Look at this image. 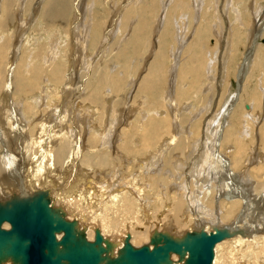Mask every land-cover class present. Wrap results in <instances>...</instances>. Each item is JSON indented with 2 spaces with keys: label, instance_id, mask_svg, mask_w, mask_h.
<instances>
[{
  "label": "bare ground",
  "instance_id": "1",
  "mask_svg": "<svg viewBox=\"0 0 264 264\" xmlns=\"http://www.w3.org/2000/svg\"><path fill=\"white\" fill-rule=\"evenodd\" d=\"M32 1H0V201L46 190L55 206L85 227L88 240L98 228L117 247L127 233L137 246L153 230L179 236L201 227L240 229L242 235L218 242L214 250L234 239L229 264H244L234 260L236 254L253 255L255 261L247 264H264V83L255 80V92L250 80L256 69L264 77V63L257 60L264 44L256 42L264 38V0H252L246 13L238 0H211L213 25L202 16L207 0H81V9L78 0H38L31 9ZM104 8L108 15L99 16ZM28 11H39L37 36L45 43L31 53L22 45L18 56L15 37L25 31ZM241 34L247 48L231 85L227 71ZM149 46L153 52L143 68L145 58L137 54ZM74 48L80 52L73 67ZM95 56L91 80L75 96L76 74L92 67ZM218 79L224 90L215 104ZM149 100L153 104L145 106ZM127 105L135 106L133 117L120 127ZM118 210L130 225L145 227L154 220L153 226L104 234L119 229ZM168 215L196 224L174 232L162 226Z\"/></svg>",
  "mask_w": 264,
  "mask_h": 264
},
{
  "label": "water",
  "instance_id": "2",
  "mask_svg": "<svg viewBox=\"0 0 264 264\" xmlns=\"http://www.w3.org/2000/svg\"><path fill=\"white\" fill-rule=\"evenodd\" d=\"M85 230L46 190L0 201V264H212L218 242L243 234L227 226L179 236L153 230L146 243L132 245L127 233L117 247L100 229L91 240Z\"/></svg>",
  "mask_w": 264,
  "mask_h": 264
},
{
  "label": "rangeland",
  "instance_id": "3",
  "mask_svg": "<svg viewBox=\"0 0 264 264\" xmlns=\"http://www.w3.org/2000/svg\"><path fill=\"white\" fill-rule=\"evenodd\" d=\"M1 1V0H0ZM32 1V0H31ZM88 1H90V0H88ZM87 0H84V2L85 3H87V4H89L90 2H88ZM120 1H123V0H120ZM184 1H187V0H184ZM252 0H238V3H237V5H239L240 7H241V9L243 10V9H246V10H244V12L246 11L247 12V10H248V4L251 2ZM25 2H26V0H25ZM34 2H35V5H34ZM36 2H38V0H33L31 3H32V5H31V9L32 8H34L35 6H36ZM225 2H226V0H225ZM78 3H79V6H80V9H81V0H80V2H79V0H78ZM1 4V3H0ZM206 6L207 5H209V7L207 6V8L205 7V10L203 11V13H202V16H203V19H208L209 20V24L210 25H213L214 24V16H215V14H214V10L212 9L213 7H212V1L211 0H207V2H206V4H205ZM29 8H30V6H29ZM157 9H158V5L156 4V9H155V11L156 12H154V14H155V18H156V15L159 13V11L157 12ZM30 10V9H29ZM106 9L104 8V9H102L101 10V12H103V13H101V12H97L98 13V15L99 16H101V15H103V14H106L107 13V15H108V11L106 10ZM210 11V12H209ZM245 12V13H246ZM249 12V11H248ZM28 13V16L26 15V20H25V22L21 25L22 27L21 28H26L25 29V31H21V30H19V34H17V37H15V40H17L18 42H16L17 44H18V47L20 48V46H21V48L19 49V51H18V53H17V55L18 56H20V54H23L22 53V51L24 52L25 50L24 49H26V51H28L27 53H31V51L32 52H34V51H36V50H43V48H41V47H43V44L45 43V37H40V40L38 39V36H39V33H41V27L38 25L37 26V20H38V15H39V11H37V12H34V13H32L31 11L29 12H27ZM26 13V14H27ZM79 13V14H78ZM81 10H80V12H77V17L78 18H80L81 17ZM213 13V14H212ZM90 14V13H89ZM213 16H212V15ZM230 14L233 16V14H232V12L230 11ZM80 15V16H79ZM116 15L117 14H115V17H116ZM207 15H208V17H207ZM91 17H92V14L90 15ZM89 16V17H90ZM226 17L228 16L227 15V13H226V15H225ZM179 17V15H177V18ZM205 17V18H204ZM229 17H230V15H229ZM231 18V17H230ZM251 18V17H250ZM117 19V18H116ZM245 17H244V21H245ZM212 21V23H211V21ZM250 20V19H249ZM253 20V19H252ZM231 21V20H230ZM39 24H41V22H39ZM152 24H154V23H150V31L152 32V28H153V26H152ZM24 26V27H23ZM70 26H71V29H73L74 28V24L73 23H71L70 24ZM112 25H108V26H106V27H108V30H107V32L106 33H109V30H111V27ZM49 27H51L52 28V25H50V26H47V27H45V29H50ZM38 28H39V30H38ZM43 29H44V27H43ZM235 29H237V30H240L241 29V31H243L244 32V28L243 27H239L238 25H236V28ZM243 29V30H242ZM34 30V31H33ZM104 30H105V28H104ZM237 30H236V33H237ZM21 32V33H20ZM28 33V34H27ZM33 33L35 34V35H33ZM64 33H67L68 34V28H67V30H66V32L64 31L62 34L64 35ZM27 34V35H26ZM243 34V33H242ZM241 34V35H242ZM262 33L260 32V35H261ZM38 35V36H37ZM259 35V36H260ZM34 36V37H33ZM26 37V38H25ZM127 37V36H126ZM25 38V39H24ZM34 38V39H33ZM117 38V37H116ZM115 38V39H116ZM29 39V40H28ZM37 39V40H36ZM63 39H65V38H63ZM108 40H109V38H107ZM122 39V38H121ZM213 37L209 40V45H208V47L210 46V49L213 47V45H212V43L214 44V42H213ZM33 40H34V42H33ZM39 40V41H38ZM28 43H27V42ZM33 43H32V42ZM36 41H37V43H36ZM66 41L70 44V43H72L71 45L73 46H76V47H79V49L82 47L80 44H81V42L77 39V40H75V39H69L68 37H66ZM77 41V42H76ZM122 41V40H121ZM120 41V42H121ZM214 41H215V39H214ZM80 44H79V43ZM236 42L238 43L237 44V46H236V49L239 51H237L235 54H234V56H233V61H232V63H231V65H229L228 66V71H227V74H228V77L226 78V80L228 81H226L227 83H230L231 85H233L235 82V76L237 75L236 73H238L239 72V67H238V65H239V63H242V60H243V56H244V54H245V52L244 51H246V48H247V43H245V41H243V35H242V41L240 42V41H238V40H236ZM256 42H259L260 44H264V38L262 37L261 38V36H260V40L258 39ZM35 43V45H33ZM29 45V46H26V45ZM68 44V45H69ZM107 43L105 42V45H106ZM25 47H23V46ZM32 45V46H31ZM216 45V44H215ZM73 46V47H74ZM27 47V48H26ZM33 47V48H32ZM72 47V48H73ZM24 48V49H23ZM171 48V47H170ZM240 48V49H239ZM243 48V50H241ZM36 49V50H35ZM147 52L146 51H139L138 52V56H137V58H142V61H144V58H145V62L146 61H149V59H150V56H151V54H152V52H153V46H149V47H147ZM76 49L74 48V50L73 51H75ZM72 51V53H71V58L73 57V61H72V64H73V67L76 65V63H79V60H77L78 58L77 57H75L76 55H78L79 54V52L80 51H77V53H76V51L75 52H73ZM102 51H103V47H100V49L98 50V52H97V57L99 56V55H101L102 54ZM141 52V53H140ZM101 53V54H100ZM239 53L241 54L242 53V55H239ZM105 54V53H104ZM103 54V56L105 57H108V55H109V53H106V55H104ZM73 55V56H72ZM97 57L95 56V60H94V62L92 63V67L90 66L89 67V69L86 71H81V72H79L78 74H76L77 76H76V78L77 79H79L78 81H76V83L78 84H76L75 86H76V88L75 89H73L72 90V93L76 96V95H78V94H80L81 92H82V90L84 89V83L86 82V81H89V80H91V73L93 72V70H94V64H95V61H96V59H97ZM236 57V58H235ZM260 57V58H259ZM103 58V57H102ZM16 59H17V57H16ZM261 60L262 61V63H264V54L262 55V57H261V55H259L258 57H257V60ZM19 60V59H18ZM17 60V61H18ZM234 61H235V63H234ZM136 62H138V61H136ZM234 64H235V66H234ZM77 66V65H76ZM147 66V62H146V65L145 66H143V68H145ZM93 69V70H92ZM142 69V66L138 69V71L139 70H141ZM71 70V72L70 73H68V76L72 73L73 74V69L71 68L70 69ZM144 70V69H143ZM133 71H135V69H131L130 70V72L129 73H131V75H133L134 74V72ZM144 72V71H143ZM253 72V78L251 77V81H254V84H252V87H253V89H254V91L256 92L258 89L257 88H259V86H258V83L257 82H255V80L256 81H262V84L264 83V77L261 79V73H259L258 74V71H257V69L256 70H253L252 71ZM142 73V72H141ZM216 73H217V75H218V65H217V70H216ZM80 74V75H79ZM231 74V75H230ZM258 74V76L259 77H256V75ZM230 77V78H229ZM76 78H75V80H76ZM256 78H260V80L258 79H256ZM220 79V78H219ZM217 80V81H213V84L214 85H216V87H215V93H214V103L216 104V102H217V100H218V98H219V96H220V94H221V89H222V92H223V90H224V88H223V86H221L222 84V82L223 81H220V80ZM85 81V82H84ZM43 82H45V81H43ZM69 82V80L68 81H65V83H68ZM75 82V81H74ZM211 82V81H210ZM219 82V83H218ZM233 83V84H232ZM218 85H220V86H218ZM219 89V90H218ZM234 89H235V87H234ZM218 91V92H217ZM219 95V96H218ZM35 96H37V95H35ZM224 98V97H223ZM254 99H258L259 100V96H258V93L256 94V96L254 97ZM44 100H47V98L46 99H44ZM70 101V100H69ZM247 101V100H246ZM245 101V103H248V102H246ZM251 101V100H250ZM253 101V100H252ZM45 102V101H44ZM254 103H257L256 101H253ZM196 104L198 103V102H195ZM60 105L62 104V107H63V105H64V103L63 102H60L59 103ZM153 104L152 103V100H149V102H146L145 103V106H151V105ZM130 106V107H129ZM137 106H138V104H137ZM257 105L255 104V107H256ZM135 106H131V105H127V109H125L124 108V110L122 109V111H123V114H122V116L123 117H125L124 118V121L123 120H121V119H119V126L120 127H122V126H124V125H126V122H129L131 119H132V117L133 116H131V114H133V109L135 110V108H134ZM257 108H255V110H256ZM126 111H128V112H126ZM258 110H256V112H257ZM61 112V113H60ZM76 113V112H75ZM126 113V114H125ZM209 113H211L210 111H209ZM209 113H207L208 115H206V117L205 116H203L202 117V122H201V120H200V122H199V124L202 126V124L203 123H206V122H204V121H206V119L208 120L209 118H208V116H209ZM58 114H59V117L61 116V114H62V110H60V109H58ZM211 115V114H210ZM129 116H131V117H129ZM121 121V122H120ZM243 122V121H242ZM250 121H248L247 122V124H249L250 125V130L252 129L253 131H252V133L255 135V131H256V128H254L255 127V125H253V124H251V123H249ZM205 125V124H204ZM253 125V126H252ZM257 126V125H256ZM254 135H253V137H254ZM249 139H250V137L249 138H247V139H245V141H249ZM260 179H262V178H260ZM26 189L28 190V187H26ZM24 192H27L25 189L22 191V190H19V193H24ZM18 194V193H17ZM161 211H163V210H161ZM161 211L159 210V215H158V213H155V214H157L156 216V218H158V216H159V218L162 216V214H161ZM118 212H120L119 210L117 211V212H115L114 213V218H118V220H116L115 219V221H116V223H118V221L119 222H121V223H119V224H121V225H119L118 224V226H117V228H119V229H114V231L112 230L111 232H109L108 231V233H107V230H105L106 232H104V234H107V235H109V236H112V237H115L116 235H119V234H121V231H128V232H130V233H136V232H138V230L139 229H141L143 232L145 231V229H143V228H146L147 230H148V228L150 229L152 226H153V224L152 223H154L153 221H151V222H148L147 224L149 225V223H150V226H148V228H147V224L146 223H144L145 224V227H143V226H136L135 224H133V221H130L131 222V225H130V223H127V222H129V220H127V218L126 219H124L123 220V215H122V213L120 212V213H118ZM117 213V214H116ZM155 214H154V216H155ZM161 214V215H160ZM165 214V213H164ZM122 215V216H121ZM121 218H120V217ZM173 215H168V217L166 216V220L165 219H162L163 220V222H161L162 223V226H164V227H167V228H169V229H172L174 232H180V231H184V230H186V229H188L190 226H192V225H195L196 223L194 222V221H192V222H188V220H184V222H183V218L181 219V218H177L176 216L174 217V219L172 220L171 219V217H172ZM172 217V218H173ZM120 218V219H119ZM177 218V219H176ZM172 220L173 221V224H171L172 223V221H170V222H168V220ZM176 219V220H175ZM122 220H123V222H122ZM175 220V221H174ZM179 220V221H178ZM97 221H99V220H97ZM156 221H158L157 219H156ZM165 221V222H164ZM166 221L168 222V223H166ZM177 221V222H176ZM226 221V220H225ZM228 221V220H227ZM226 221V222H227ZM175 222V223H174ZM224 222V221H223ZM225 222V223H226ZM100 223V225H101V227L103 226V223L101 224V222H99ZM125 223V224H124ZM178 223V224H177ZM185 224V226H184V224ZM124 224V225H123ZM152 224V225H151ZM180 224H182L184 227H182V226H180ZM130 225V226H129ZM171 225H173V226H171ZM178 227H177V226ZM122 226V227H121ZM125 226V227H124ZM132 226H133V228H132ZM136 226V227H135ZM143 227V228H142ZM122 228V229H121ZM131 229L130 231H129V229ZM135 228H136V230H135ZM117 230V231H116ZM136 231V232H135ZM187 231V230H186ZM120 232V233H119ZM178 235V234H177ZM140 238H138L137 240L139 241V242H137L136 243V245L137 246H139V245H141V244H143V243H145L146 242V240H143V239H140ZM234 240V239H233ZM232 239L229 241L228 240V243H227V241H224V242H222V244L220 245V247H219V249L220 250H218V249H216V250H214V258H213V260H215V257H217V259H218V257L220 256V257H222L223 258V262H222V258H219L218 260H219V262L217 261L216 262V264H229L230 263V261H227V260H229L230 258H231V256H233V253H234V251H232V255L230 256L229 255V249H231L232 248V241H233ZM141 242V243H140ZM234 242V241H233ZM226 243V244H225ZM230 245H231V248H230ZM223 246V247H222ZM245 246V245H244ZM221 247H222V249L223 248H225V249H223V250H221ZM226 248H227V251H226ZM229 248V249H228ZM247 249H249V248H247L246 247V250ZM229 250V251H228ZM221 251V252H220ZM226 251V253H224ZM218 252V253H217ZM218 254H219V256H218ZM221 254V255H220ZM222 254H224V255H222ZM227 254V255H226ZM229 255V256H228ZM176 257V256H175ZM225 257V258H224ZM229 257V258H228ZM239 257H241V256H239V255H234V260L235 261H245L244 262V264H247V262H252V261H255V259H254V257H253V255H250V256H248V257H246V258H243V257H241L240 259H239ZM228 258V259H227ZM226 259V260H225ZM227 261V262H226ZM214 262V261H213ZM222 262V263H221Z\"/></svg>",
  "mask_w": 264,
  "mask_h": 264
},
{
  "label": "flooded vegetation",
  "instance_id": "4",
  "mask_svg": "<svg viewBox=\"0 0 264 264\" xmlns=\"http://www.w3.org/2000/svg\"><path fill=\"white\" fill-rule=\"evenodd\" d=\"M15 197V196H14Z\"/></svg>",
  "mask_w": 264,
  "mask_h": 264
}]
</instances>
